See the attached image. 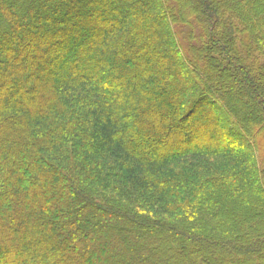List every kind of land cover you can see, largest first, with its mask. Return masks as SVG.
Segmentation results:
<instances>
[{
  "label": "trees",
  "instance_id": "trees-1",
  "mask_svg": "<svg viewBox=\"0 0 264 264\" xmlns=\"http://www.w3.org/2000/svg\"><path fill=\"white\" fill-rule=\"evenodd\" d=\"M262 148L264 0H0V264H264Z\"/></svg>",
  "mask_w": 264,
  "mask_h": 264
},
{
  "label": "rangeland",
  "instance_id": "rangeland-1",
  "mask_svg": "<svg viewBox=\"0 0 264 264\" xmlns=\"http://www.w3.org/2000/svg\"><path fill=\"white\" fill-rule=\"evenodd\" d=\"M117 9H123V6H122V4L120 2L118 4V6H117ZM214 110L216 111V113L218 114V116L221 119L223 109L218 107V108H215ZM261 153H263V157H264V148H262V152Z\"/></svg>",
  "mask_w": 264,
  "mask_h": 264
}]
</instances>
